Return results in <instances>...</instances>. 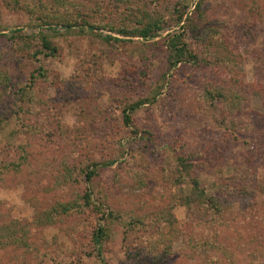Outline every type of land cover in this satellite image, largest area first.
I'll return each instance as SVG.
<instances>
[{
	"label": "rangeland",
	"instance_id": "obj_1",
	"mask_svg": "<svg viewBox=\"0 0 264 264\" xmlns=\"http://www.w3.org/2000/svg\"><path fill=\"white\" fill-rule=\"evenodd\" d=\"M8 1L0 0V71H7L11 77L0 102V120H4L0 124V226L10 223L18 237L27 236L30 251L19 249L16 254H24L28 264H135L128 254H133L145 238L141 231L138 235L126 232L114 219L107 228L108 240L95 247L91 233L99 220L92 210L52 215L50 224L40 220L52 213L56 202L70 201L74 191L80 195L85 190L82 181L74 188H52V174L64 156L70 164L87 159L97 164L92 199L101 193L104 207L117 216L154 215L167 207L172 195L189 193L188 183H175L184 177L177 160L180 152L182 157L195 154L189 162H200L195 175L209 194L227 199L228 189L239 185V173L249 170L252 180L264 184V0H99L103 15L115 18V27L123 26L132 32L130 36L103 30L53 34L46 28H33L34 24L40 26L33 16L19 5L8 7ZM77 1L93 6L92 0ZM18 2L38 5L37 0ZM178 14L183 15L179 22ZM147 17L164 20L162 29L144 40L134 32L139 28L136 20L148 22ZM15 30L28 35L40 30L59 47L60 60L41 53L35 59L38 61L19 66L8 58L12 52L6 45ZM214 31L223 34L228 50L236 56L233 61L237 68L230 67L232 74L224 71L223 77L236 74L246 88L253 90L243 101L242 111L228 118V137L219 128L218 108L198 98L205 80L210 79V70L188 63L170 68L168 63V38L181 34L183 41L196 50L200 34L210 38ZM98 33L126 43L103 41L95 36ZM219 44L211 46L213 52L219 53ZM30 48L32 52L42 50L33 43ZM14 56L22 58L20 53ZM37 68L49 77V83L40 80L35 87V95H44L48 100L49 106L41 111L45 120L37 122L27 114L20 120L13 113V95L24 88L26 81L19 76ZM146 99L149 101L133 114L135 127L124 126L120 106ZM49 119H56L59 132L55 120L52 123ZM30 121L31 133H22L21 122ZM134 131L138 132L135 137ZM19 145L27 161L18 172L12 167L4 171L1 163L16 160ZM131 154L137 156L133 165ZM109 161L115 163L102 166ZM257 199L264 206V194H257ZM232 211L227 218L235 216L236 207ZM173 213L179 221L177 229L183 234L185 209L177 206ZM182 240L180 236L174 250L181 248ZM12 251L10 247L0 250V261L6 262L5 256ZM257 253L252 264H264V250L258 249ZM177 256L164 264H179Z\"/></svg>",
	"mask_w": 264,
	"mask_h": 264
},
{
	"label": "trees",
	"instance_id": "obj_2",
	"mask_svg": "<svg viewBox=\"0 0 264 264\" xmlns=\"http://www.w3.org/2000/svg\"><path fill=\"white\" fill-rule=\"evenodd\" d=\"M49 1L37 0L38 5L23 6L18 0H9L7 5L8 7L13 5L12 7L14 8L19 5L40 24V26L34 24L33 28H46L47 31L53 34L64 36L71 33L83 34L95 30L112 32L121 36H130L132 34L131 31L123 26L117 29L113 23L115 18L112 19L108 13L103 15L100 8L102 5L99 0H92L93 6L82 4L77 0H72L71 2L66 0L65 2H63L64 0ZM196 10H199L198 5ZM102 16L101 20L100 17ZM182 18L183 15L178 14L177 22L181 21ZM162 19L161 17H156L153 20L148 18V22L145 21L147 19L143 20V18L136 20L139 28H136L134 34L144 40L152 38L155 33L162 29ZM187 23H191V20L187 21ZM95 36L103 39V41L115 44L126 43L110 35L103 36L98 33ZM209 36L210 38L208 36L203 37L200 34V46H197L196 50H192L183 41L181 34L171 36L166 42V47L170 54L168 63L170 68H176L179 64L188 63L190 65L195 64L198 67L204 65L206 69L210 70V79L205 80L204 90L198 95V98L202 103L209 106L211 104L213 108H218L220 115L218 120L219 128L225 137H228L231 135L227 127L228 118L242 111L243 101H246L251 89L246 88L239 81L236 74L228 78L223 77L224 71L228 74L232 72L230 67L237 68V64L233 61L236 56L228 50L229 46L225 42L223 34L214 31L210 32ZM218 41L220 42L217 50L219 53L213 52L211 46L213 47ZM32 43L38 45L42 50L32 52L30 50ZM222 43L224 46L222 45V48L219 49ZM6 45L12 52L8 54V58H12L19 66L26 65L28 61H38L35 59L41 53L46 58L54 60H60L61 58L59 47L54 46L40 30L38 33L30 35L24 34L21 30H15L7 38ZM15 53H20L22 58H14ZM228 54L231 59H229ZM19 77H24L26 84L23 89L17 90L13 95L16 103L13 113L20 120L27 114L37 122H42L45 118L41 111L49 105L44 95H35V87H37L40 80L42 83H49L46 71L42 68H37L28 74L23 72L22 76L20 75ZM10 80L11 77L7 71H0V90L3 92L0 94V102H2L1 98L4 91L11 84ZM82 84L83 82L80 83L81 86ZM28 91L34 92L35 97ZM28 94L30 95L28 96ZM146 101L148 102L149 100L146 99L131 105L120 106L119 112L124 126L135 127L133 114ZM21 102L24 104L21 105ZM50 102L53 101L51 100ZM54 120L55 129L59 132L60 126L58 122L56 123V119H49L52 123ZM262 120L264 122V112L262 113ZM3 121L0 120V124ZM32 125L33 122L31 121L28 124L21 122V132L25 134L31 133ZM132 134L135 137L138 132L134 131ZM16 149L20 153L19 157L13 161L2 162L1 165H3L4 171L12 167L15 172H18L27 161L23 147L19 145L16 146ZM132 152H135V150L132 149ZM131 157H133L132 154ZM136 157L134 156L131 159V165L134 164ZM194 158L195 154L182 157L180 152L177 155L184 177L181 180H176L175 183H180L181 185L188 183L190 185L189 193L183 196L172 195L167 207L158 210L154 215L131 214L125 217L123 215L120 216V214L117 216V213L110 209L107 210L100 195L101 193L98 194L99 197L96 200L92 199L91 185L97 175V164L90 159L85 162L70 164V160L67 156H64L58 163L59 168L52 174V188L60 189L64 186L74 188L76 184L82 181L81 184L85 186V190L80 195L76 194L77 190L74 191V198L72 197L70 201L56 202L55 206L50 210L52 213L49 212L40 220L50 224L53 221L52 215L65 216L69 215L71 211L82 214L85 210H92L99 222L92 229L91 239L95 247H100L109 238L108 225L116 219L117 222L119 221L124 226L126 232L138 235L137 233L141 231V233L145 234V238L139 243L138 249L132 252L133 254H128L129 260L137 261H135V264H140L141 262L142 264H164L177 255V259L181 260L179 264H190L191 261H194L195 264H237V259L241 260L240 264H252V260L258 254V249L264 250V206L257 199V194H264V184L260 185L252 180L250 178L252 170H249L245 173H239V185L228 189L227 199L217 194H209L200 186V180L195 175V167L199 166L200 162L195 164L189 162ZM247 160H249L248 157ZM113 162L115 163V161L106 162L102 166H111ZM186 177L187 179H185ZM177 206L185 209V217L181 223L184 230L183 234L177 229L179 221L173 213V209ZM233 207H236L237 210L235 216L227 218L233 212ZM121 219L122 222H120ZM2 224L0 226V250L10 247L13 251L12 254L5 256L4 260L6 262L0 261V264H28L24 254H16V250L19 249L30 251L27 236L18 237L16 235L17 232L11 228L10 223L5 222ZM25 232L27 233V230ZM228 234H234V236L231 237ZM180 236L183 237L182 246L178 250H174L173 245Z\"/></svg>",
	"mask_w": 264,
	"mask_h": 264
}]
</instances>
